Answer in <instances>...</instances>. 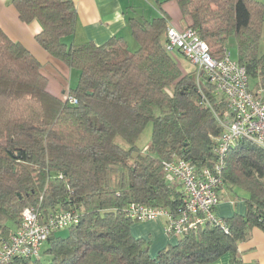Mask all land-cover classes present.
<instances>
[{"label": "trees", "instance_id": "1", "mask_svg": "<svg viewBox=\"0 0 264 264\" xmlns=\"http://www.w3.org/2000/svg\"><path fill=\"white\" fill-rule=\"evenodd\" d=\"M185 29L209 54L223 57L229 38L252 86L264 88L263 3L256 0H177ZM20 21H36V42L78 75L68 91L75 104L47 92L36 59L0 29V241L32 206L43 215L68 211L77 223L44 243L38 259L13 264H210L264 232V150L240 140L223 154L221 191L247 194L245 214L188 228L155 257L149 242L130 233V205L162 208L178 217L183 193L165 179L164 164L183 159L214 170L225 102L205 80L184 74L164 49L168 19L131 15L136 50L122 38L101 46L79 42L72 0H12ZM70 38L69 43L66 39ZM151 124L143 149L137 141ZM120 139L123 145L117 143ZM219 221V222H218ZM167 221H165L166 224ZM164 224V225H165Z\"/></svg>", "mask_w": 264, "mask_h": 264}, {"label": "built area", "instance_id": "2", "mask_svg": "<svg viewBox=\"0 0 264 264\" xmlns=\"http://www.w3.org/2000/svg\"><path fill=\"white\" fill-rule=\"evenodd\" d=\"M164 49L170 55L179 53L193 66L192 79L200 93L199 83L205 80L226 106L221 117L214 114L222 127L215 149L220 162L214 165V170L197 169L183 159L164 164L165 179L183 193L179 216L172 217L162 208L130 205L127 209L129 218L137 223L164 219L167 221L164 233L178 238L188 228L196 229L206 221H216L214 211L223 186L221 163L228 147L246 140L264 150V88L250 84L246 70L231 58L227 48L222 58H213L206 44L191 29L167 28ZM64 101L76 102L68 94ZM77 220V216L68 211L43 215L32 206L24 207L17 228L6 241H0V264H13L16 259H38L48 238Z\"/></svg>", "mask_w": 264, "mask_h": 264}, {"label": "crops", "instance_id": "3", "mask_svg": "<svg viewBox=\"0 0 264 264\" xmlns=\"http://www.w3.org/2000/svg\"><path fill=\"white\" fill-rule=\"evenodd\" d=\"M72 2L81 27L79 42L90 41L101 46L112 38H122L128 48L136 46L127 23L131 15L152 18L162 13L168 19V28L176 30L186 28L177 0H72ZM11 3L12 0H0V29L11 41L26 49L39 63L40 72L47 79V92L63 99L68 91L76 86L77 73L51 57L38 45L36 36L41 31L39 24L36 21L22 23ZM70 41V38L66 39L67 43ZM179 55L175 53L173 57L182 73L188 74L178 61ZM221 195V200L214 211L218 218L226 219L235 214L244 216L246 193L239 190H223ZM164 224V219L135 223L131 226L130 233L136 239L149 242L151 245L149 253L155 257L167 246L176 244L178 240L164 233ZM238 253L242 264H264V232L253 229L249 239L238 245ZM229 261L230 256L226 254L210 264H229Z\"/></svg>", "mask_w": 264, "mask_h": 264}, {"label": "rangeland", "instance_id": "4", "mask_svg": "<svg viewBox=\"0 0 264 264\" xmlns=\"http://www.w3.org/2000/svg\"><path fill=\"white\" fill-rule=\"evenodd\" d=\"M256 1H259V2L263 3V5H264V0H256ZM263 14H264V9H263ZM136 48H137V46H135V45L133 47L130 46L128 48V51L130 53L134 52L136 50ZM227 49L231 55V58L233 60H236V58H237V47H236V43H235L233 38H229V40L227 42ZM260 51L261 52L264 51V32L262 35V39L260 41ZM177 55H179V54L177 53ZM178 61L182 64L184 70L188 74L191 75L193 73V70H194L193 66L191 64H189L184 58L180 57V55L178 56ZM250 84H253V83L250 82ZM150 139H151V124H148L138 138V141H137L138 147L143 149L144 147H146L149 144ZM117 143L122 144L123 148H126V145L120 139H117ZM149 248H151V245H149ZM149 255H150V253H149Z\"/></svg>", "mask_w": 264, "mask_h": 264}]
</instances>
